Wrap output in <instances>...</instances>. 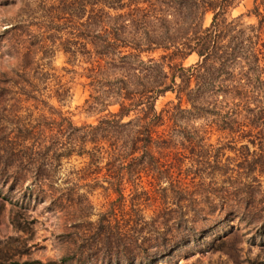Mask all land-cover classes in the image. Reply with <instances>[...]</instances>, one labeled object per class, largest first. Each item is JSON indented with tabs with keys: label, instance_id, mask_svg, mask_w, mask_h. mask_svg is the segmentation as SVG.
<instances>
[{
	"label": "trees",
	"instance_id": "1",
	"mask_svg": "<svg viewBox=\"0 0 264 264\" xmlns=\"http://www.w3.org/2000/svg\"><path fill=\"white\" fill-rule=\"evenodd\" d=\"M49 2L38 31L41 36L53 33L42 37L33 48H25L22 58L29 63L39 51L53 52L50 48L59 40L69 65L78 61L88 65L83 69L91 91L86 100L88 110L102 112L118 106L116 113L108 112L95 126L74 127L70 119L56 111L59 119L50 123L66 136L68 156L73 152L86 154L87 168L98 167L101 160H106L112 180H108L105 191L112 190L123 197L121 171L129 167V174L134 170L136 173L140 167L156 173V197L195 196L182 188L179 179L184 157L174 154L165 170L158 172V160L151 153L154 145L166 146L168 142L153 138L155 129L162 124V112H156L155 103L166 93L174 94L177 100L165 111L168 119L179 113L195 119L204 117L210 127L231 139L216 148H205L202 139H197L190 149L189 173L210 179L209 183H198V197L219 198L216 205L211 203L207 215H197L200 221L194 216L191 222L180 209L166 208L149 222L141 219L139 226L143 227L138 229L135 222L125 234H114L107 214H103L96 233L100 245L96 256L101 263L121 264L123 259L126 264H135L141 258L146 264H159L186 240L191 241L218 223H227L229 230L216 240V245L212 244V251H224L229 236L236 235L242 223L253 228L264 245V202L261 206L248 199L264 197L260 190L264 183V0H253L250 14L257 21L245 28L237 19L229 20V11L237 0ZM209 13L211 22L205 27L204 18ZM61 32L64 39H55ZM43 39L51 42L49 47ZM155 51L163 54L158 59H142ZM191 55L197 57V62L184 67L183 61ZM53 94L62 101L67 91L58 87ZM183 101L189 109H181ZM129 117L133 119L122 123ZM239 141L246 143L236 148ZM86 144L93 145L90 151L84 150ZM226 149L233 151L234 157H226ZM173 168L180 171L176 179L170 174ZM165 175L170 181L167 188L160 184ZM39 177L37 170L35 183ZM237 209L255 213L233 215L232 210ZM80 256L75 262L87 264L93 260L87 253Z\"/></svg>",
	"mask_w": 264,
	"mask_h": 264
},
{
	"label": "rangeland",
	"instance_id": "2",
	"mask_svg": "<svg viewBox=\"0 0 264 264\" xmlns=\"http://www.w3.org/2000/svg\"><path fill=\"white\" fill-rule=\"evenodd\" d=\"M49 4L48 0H0V264H83L75 261L86 253L93 259L87 264H102L96 256L100 252L96 233L103 214H107L114 234H125L135 222L139 229L143 227L139 226L141 219L149 222L166 208L180 209L191 222L194 216L200 221V215H207L211 203L216 205L219 198L198 197L201 193L198 183H209L210 179L189 173L190 149L197 139H202L205 148L222 146L231 139L210 127L204 117L195 119L179 113L168 119L165 111L174 107L177 100L174 94L166 93L155 103L156 112H162V124L155 129L153 138L168 142L166 146L154 145L151 153L158 160V172L165 170L174 154L184 157L179 179L182 188L195 196L156 197V173L140 167L136 173L134 170L129 174V167L121 171L123 197L119 198L112 190L105 191L111 179L106 160H101L98 167L87 168L86 154L73 152L68 156L66 136L50 123L58 121L56 111L70 119L74 127L95 126L108 112L116 113L118 106L102 112L88 110L86 100L91 91L83 70L88 65L82 61L69 65L59 40L51 46L53 52L39 51L29 63L22 58L25 48H33L42 37L48 38L53 33L41 36L38 31V23L44 20ZM252 9L253 0H237V5L229 11V20L237 19L244 28L255 25ZM211 17L210 13L205 16V27ZM55 37L62 41L64 32ZM261 38L264 42V35ZM43 40L49 47L51 42ZM162 54L155 51L142 59H158ZM197 60L191 55L183 61V66L189 67ZM58 87L67 91L62 101L53 94ZM189 107L184 101L181 103V109ZM131 119L124 118L122 123ZM245 143L237 142L236 148ZM92 147L86 144L84 150L90 151ZM224 153L226 157L235 155L229 149ZM37 170L40 177L35 183ZM179 172L173 168L170 174L176 179ZM165 177L161 176L160 184L167 188L170 181ZM260 180L263 182V178ZM229 185L225 188L229 189ZM260 190L264 192V183ZM250 198L263 205L264 197ZM232 211L233 215L255 213L249 209ZM228 230L227 223L210 226L191 241L186 240L159 264H264L261 236L254 235V229L244 223L236 235L229 236L224 251H212V244L216 245V240L223 238ZM122 260L121 264H126ZM135 264L146 262L139 258Z\"/></svg>",
	"mask_w": 264,
	"mask_h": 264
}]
</instances>
